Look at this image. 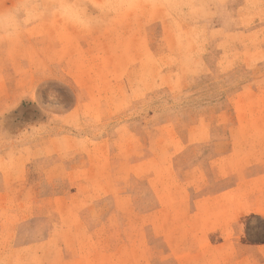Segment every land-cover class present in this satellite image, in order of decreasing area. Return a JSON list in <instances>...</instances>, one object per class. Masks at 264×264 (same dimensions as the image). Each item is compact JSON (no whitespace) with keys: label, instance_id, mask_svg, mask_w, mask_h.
<instances>
[{"label":"rangeland","instance_id":"obj_1","mask_svg":"<svg viewBox=\"0 0 264 264\" xmlns=\"http://www.w3.org/2000/svg\"><path fill=\"white\" fill-rule=\"evenodd\" d=\"M203 1L0 0V264H264V25Z\"/></svg>","mask_w":264,"mask_h":264},{"label":"crops","instance_id":"obj_2","mask_svg":"<svg viewBox=\"0 0 264 264\" xmlns=\"http://www.w3.org/2000/svg\"><path fill=\"white\" fill-rule=\"evenodd\" d=\"M199 11L191 25H264L259 19L264 14V0H204Z\"/></svg>","mask_w":264,"mask_h":264}]
</instances>
